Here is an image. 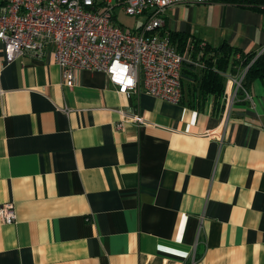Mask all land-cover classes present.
<instances>
[{
	"label": "crops",
	"instance_id": "0c3cea01",
	"mask_svg": "<svg viewBox=\"0 0 264 264\" xmlns=\"http://www.w3.org/2000/svg\"><path fill=\"white\" fill-rule=\"evenodd\" d=\"M162 17L182 51L264 52L257 10L213 0ZM203 72L186 65L170 103L97 70L68 88L50 50L7 62L0 43V208L16 214L0 215V264H264V82L225 114ZM118 110L145 122L116 129Z\"/></svg>",
	"mask_w": 264,
	"mask_h": 264
},
{
	"label": "built area",
	"instance_id": "2783aa9c",
	"mask_svg": "<svg viewBox=\"0 0 264 264\" xmlns=\"http://www.w3.org/2000/svg\"><path fill=\"white\" fill-rule=\"evenodd\" d=\"M213 0H6L0 5V42L6 59L16 56L53 54L61 68L63 82L73 87L78 70L104 71L109 81L127 96L144 91L170 103L182 97L181 71L184 63L203 71L206 63L199 49L188 47L179 53L162 33L163 13L172 4H201ZM143 15L137 27L124 26L121 16ZM202 56V57H201ZM236 58L239 54H236ZM255 57L252 59L254 60ZM224 75L227 87L221 97L225 114L238 100L239 92L251 96L244 86L246 68ZM252 101V100H251ZM116 129L130 121L144 124L138 113L120 111ZM11 223L12 209L1 210Z\"/></svg>",
	"mask_w": 264,
	"mask_h": 264
},
{
	"label": "trees",
	"instance_id": "16d2710c",
	"mask_svg": "<svg viewBox=\"0 0 264 264\" xmlns=\"http://www.w3.org/2000/svg\"><path fill=\"white\" fill-rule=\"evenodd\" d=\"M236 5L254 9L259 11L264 17V0H224ZM169 36V35H168ZM169 39L171 42L179 41L180 44L184 43V36L180 33H170ZM197 45V44H195ZM178 49V48H177ZM183 45L179 46L178 51L183 52ZM207 52L211 54L206 58ZM236 54L239 57L236 58ZM244 54L241 51L231 48L226 44H222L218 47H204L203 59L206 63V68L203 70L201 87L206 93H211L215 102L221 107V94L224 88L223 78L219 76L213 69H221L222 71L228 70L232 73H236L238 70L246 68L244 77V85L253 78H259L264 82V52L260 55ZM255 57L254 60H252Z\"/></svg>",
	"mask_w": 264,
	"mask_h": 264
},
{
	"label": "rangeland",
	"instance_id": "374dc122",
	"mask_svg": "<svg viewBox=\"0 0 264 264\" xmlns=\"http://www.w3.org/2000/svg\"><path fill=\"white\" fill-rule=\"evenodd\" d=\"M5 2H6V0H0V5H4L5 4ZM120 21H121V23L124 25V26H127V27H137L138 25H140L143 21H144V17L143 16H137V17H130V16H121V19H120ZM1 43V42H0ZM2 44V43H1ZM2 46H3V44H2ZM3 52H4V49H3ZM4 55H5V52H4ZM17 57V56H16ZM15 58V57H14ZM13 58V59H14ZM5 59H6V56H5ZM12 59V60H13ZM11 60V61H12ZM6 61L7 62H9L7 59H6ZM243 69H241V70H238L237 71V73L238 72H241ZM102 72H104V71H102ZM105 73V72H104ZM106 74V73H105ZM106 76H107V74H106ZM111 82V81H110ZM75 85V84H74ZM116 87H117V90H118V86L117 85H115ZM68 88H72V87H68ZM118 92H119V90H118ZM120 111H124V110H118V113H119V116H120V118H121V115H120ZM124 112H126V111H124ZM126 113H128V112H126ZM131 114V113H130ZM133 114V113H132ZM120 118L115 122V126H116V124L120 121ZM136 124L135 122H133V121H130V122H127V123H125L123 126H122V128L125 126V125H127V124ZM3 208H5L6 210H9V209H12L13 211H14V214H15V210H14V208H12V206H10V205H5V206H3V207H1L0 208V215L2 216V212H1V210L3 209ZM2 218H3V216H2ZM15 218H16V214H15V217H14V219L11 221V222H14L15 221ZM3 221H4V219H3ZM5 222V221H4Z\"/></svg>",
	"mask_w": 264,
	"mask_h": 264
},
{
	"label": "bare ground",
	"instance_id": "6f19581e",
	"mask_svg": "<svg viewBox=\"0 0 264 264\" xmlns=\"http://www.w3.org/2000/svg\"><path fill=\"white\" fill-rule=\"evenodd\" d=\"M177 4H178V3H177ZM172 5H173V4H172ZM125 16H127V15H125ZM138 16H143V15H138ZM130 17H137V16H130ZM143 17H144V16H143ZM144 20H145V18H144ZM143 22H144V21H143ZM143 22H142V23H143ZM142 23H141V24H142ZM141 24H140V25H141ZM170 42H171V41H170ZM171 43H172V42H171ZM172 45H173V46L176 48V50L178 51L176 45H174L173 43H172ZM188 51H189V49L186 48V49H184V51H183L182 53L179 52V51H178V52L181 53V54H185V53L188 52ZM186 65H190V64H189V63H184V64H183L182 71H181V74H182V75H181V84H182V78H183V69H184V67H185ZM190 66H191V65H190ZM193 68H194V67H193Z\"/></svg>",
	"mask_w": 264,
	"mask_h": 264
},
{
	"label": "clouds",
	"instance_id": "9594fccd",
	"mask_svg": "<svg viewBox=\"0 0 264 264\" xmlns=\"http://www.w3.org/2000/svg\"><path fill=\"white\" fill-rule=\"evenodd\" d=\"M246 88V87H245Z\"/></svg>",
	"mask_w": 264,
	"mask_h": 264
}]
</instances>
